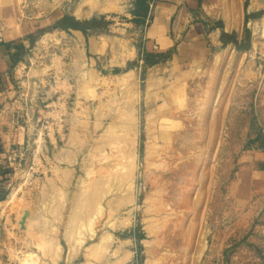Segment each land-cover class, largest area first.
<instances>
[{
    "label": "rangeland",
    "instance_id": "rangeland-1",
    "mask_svg": "<svg viewBox=\"0 0 264 264\" xmlns=\"http://www.w3.org/2000/svg\"><path fill=\"white\" fill-rule=\"evenodd\" d=\"M82 1L15 0L40 29L0 264H264V0H206L227 43L191 67L130 62V0L56 29Z\"/></svg>",
    "mask_w": 264,
    "mask_h": 264
},
{
    "label": "crops",
    "instance_id": "crops-1",
    "mask_svg": "<svg viewBox=\"0 0 264 264\" xmlns=\"http://www.w3.org/2000/svg\"><path fill=\"white\" fill-rule=\"evenodd\" d=\"M130 1L128 19L108 26L111 32L135 30L136 35L128 44L138 45L140 49L130 62L139 61V58L144 60L146 53L149 60H167L191 67L204 61L223 44V35H227L219 19L211 14L206 0H156L153 10L148 0L143 1L142 9L138 0ZM107 6L103 0L96 3L98 10L107 12L103 15L109 13ZM94 18L92 16L88 21ZM32 22L23 20L15 0H0V157L27 143L28 122L24 110L28 103L27 90L23 87L31 77L23 68L34 49L36 31L40 29ZM117 25L125 29L117 28ZM134 242L138 243L136 239L130 241L131 244Z\"/></svg>",
    "mask_w": 264,
    "mask_h": 264
},
{
    "label": "trees",
    "instance_id": "trees-1",
    "mask_svg": "<svg viewBox=\"0 0 264 264\" xmlns=\"http://www.w3.org/2000/svg\"><path fill=\"white\" fill-rule=\"evenodd\" d=\"M143 1L144 0H138V3L140 4V8H143ZM97 19L94 18L90 21H85L84 23H81L80 21L76 20L75 18L71 17H65L57 26L56 29L62 30V31H74V32H82L84 34H87L90 30H94L96 28ZM106 22V21H103ZM108 26L111 25V23H107ZM227 35H223V43L226 44ZM35 42V38L33 40ZM235 45L236 42H235Z\"/></svg>",
    "mask_w": 264,
    "mask_h": 264
},
{
    "label": "bare ground",
    "instance_id": "bare-ground-1",
    "mask_svg": "<svg viewBox=\"0 0 264 264\" xmlns=\"http://www.w3.org/2000/svg\"><path fill=\"white\" fill-rule=\"evenodd\" d=\"M96 0H83L79 8L75 11V16L78 19L89 17L95 12L107 13L106 11H100L96 8Z\"/></svg>",
    "mask_w": 264,
    "mask_h": 264
},
{
    "label": "built area",
    "instance_id": "built-area-1",
    "mask_svg": "<svg viewBox=\"0 0 264 264\" xmlns=\"http://www.w3.org/2000/svg\"><path fill=\"white\" fill-rule=\"evenodd\" d=\"M148 1H149L150 9L153 10L156 0H148Z\"/></svg>",
    "mask_w": 264,
    "mask_h": 264
},
{
    "label": "water",
    "instance_id": "water-1",
    "mask_svg": "<svg viewBox=\"0 0 264 264\" xmlns=\"http://www.w3.org/2000/svg\"><path fill=\"white\" fill-rule=\"evenodd\" d=\"M112 73H114V70L106 71V74H112Z\"/></svg>",
    "mask_w": 264,
    "mask_h": 264
}]
</instances>
